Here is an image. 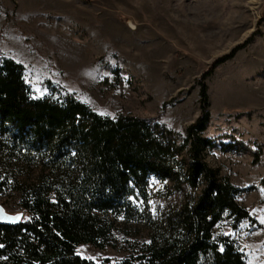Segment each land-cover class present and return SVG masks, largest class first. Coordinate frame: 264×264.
I'll return each instance as SVG.
<instances>
[{"label": "rangeland", "instance_id": "rangeland-1", "mask_svg": "<svg viewBox=\"0 0 264 264\" xmlns=\"http://www.w3.org/2000/svg\"><path fill=\"white\" fill-rule=\"evenodd\" d=\"M7 61L21 67L32 98L73 95L101 116L163 131L178 171L204 84L206 163L239 191L235 203L248 215L233 228L225 214L213 238H229L246 264H264V0H0V66ZM41 172L38 162L0 155V206L20 222L30 213L19 186ZM143 189L104 217L112 225L104 248L78 244L75 256L96 264L137 257L170 235L168 219L203 186L152 173Z\"/></svg>", "mask_w": 264, "mask_h": 264}, {"label": "trees", "instance_id": "trees-1", "mask_svg": "<svg viewBox=\"0 0 264 264\" xmlns=\"http://www.w3.org/2000/svg\"><path fill=\"white\" fill-rule=\"evenodd\" d=\"M21 71L8 61L0 66V155L26 165L38 162L42 172L19 186L29 220L0 226V264H96L75 256L74 247L104 248L112 232L104 217L128 208V196L143 193L152 173L184 178L190 187L203 189L168 219L170 235H162L163 242L152 240L137 257L115 264H246L229 238H213L225 214L233 228L248 215L235 203L239 191L206 163L210 143L202 134L210 105L204 84L199 116L181 143L185 170L178 171L174 145L163 131L156 134L138 120L101 116L73 95L32 98Z\"/></svg>", "mask_w": 264, "mask_h": 264}, {"label": "water", "instance_id": "water-1", "mask_svg": "<svg viewBox=\"0 0 264 264\" xmlns=\"http://www.w3.org/2000/svg\"><path fill=\"white\" fill-rule=\"evenodd\" d=\"M20 223L19 217L9 215L0 206V226H15Z\"/></svg>", "mask_w": 264, "mask_h": 264}]
</instances>
